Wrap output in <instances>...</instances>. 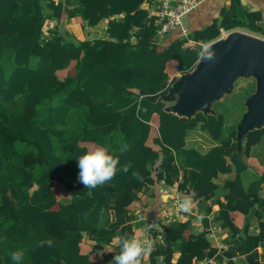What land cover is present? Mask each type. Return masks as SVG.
<instances>
[{
	"label": "trees",
	"instance_id": "16d2710c",
	"mask_svg": "<svg viewBox=\"0 0 264 264\" xmlns=\"http://www.w3.org/2000/svg\"><path fill=\"white\" fill-rule=\"evenodd\" d=\"M142 2L0 0V264H13L11 253L18 249L25 253L22 264H57L59 260L97 264L80 251L83 241L91 242V251L101 252L104 264H109L120 250L117 238L134 235L127 206L141 188H154L151 172L155 171L156 183L162 178L171 185L179 169L183 180L177 188L185 194L194 191L205 226L211 211L207 201L222 191L224 201H217L214 219L230 234L228 248L215 254L216 264L223 258L225 264H250L258 259L257 247L264 244V196L258 194L264 171L245 189L242 175L247 164L234 152L235 124L244 95L238 96V103L233 101L237 96L225 98L220 103L224 109L217 104L222 114L207 118L196 114L186 120L164 111L163 102L156 99L167 92L172 80L166 63L176 59L180 73L190 70L201 46L183 48V41L176 40L158 51ZM228 2L218 19L194 32V41L207 43L220 35V29L245 28L264 35L256 14L248 13L240 0ZM62 14L79 16L87 27L108 19L106 37L77 41L56 26L46 30L47 19ZM61 70L66 71L63 76L57 74ZM155 113L159 117L158 137L153 140L157 149L146 142ZM198 123L216 142L204 153L185 147L188 130ZM263 135L261 128L244 136V157ZM85 141L119 155L120 165L130 163L131 168L118 171L103 185L85 189L78 179V159L87 152L80 142ZM123 145L128 150L120 154ZM232 171L222 185L214 181L219 173ZM56 181L66 189L75 184L80 189L58 199L53 189ZM234 211L246 217L242 228L230 217ZM252 214L260 219L256 234L248 232L247 216ZM189 224L175 220L159 225L151 235L154 248L148 263L204 261L210 247L208 230L184 237ZM237 256H245L246 263L235 260Z\"/></svg>",
	"mask_w": 264,
	"mask_h": 264
},
{
	"label": "crops",
	"instance_id": "0c3cea01",
	"mask_svg": "<svg viewBox=\"0 0 264 264\" xmlns=\"http://www.w3.org/2000/svg\"><path fill=\"white\" fill-rule=\"evenodd\" d=\"M54 1L58 2V1H63V0H54ZM240 3L243 6V8L246 9L248 13L256 14L255 16L257 17V22L259 24L264 25V0H240ZM224 6L225 7L229 6L228 0H205L201 2L195 9L190 11L183 18V26L187 29V35L186 36L181 35L179 29L172 30L170 33H168L164 38H162L157 43L158 51L162 50L163 47H166L173 41L182 40L183 48L193 49L198 46L199 47L201 46V54H200V57H201L203 50L205 48V45L209 43L210 41L207 43H202L201 41H194L192 39L193 34L195 31L202 30L212 20L218 19L220 15V11ZM45 13H47V10L45 11ZM107 20L108 19H102L95 26L87 27L86 25H84L83 21L81 20L79 16L67 18L66 14H62L61 17L58 19H52V18L47 19V24L45 28L47 30V29H52L54 26H56L59 29V31H63L64 34H67L72 39H75L77 41L83 40V39L90 40L94 38H105L106 37L105 28H106ZM76 30L78 31L77 33L75 32ZM82 31H84L83 33L91 31V34L86 35V34L80 33ZM220 31L221 33H223L225 30L220 29ZM45 34L47 35V32H45ZM77 34H79V36H77ZM200 57L198 59H200ZM198 59L196 60V62L198 61ZM71 64H73V62ZM165 70L169 76V81L172 79L170 83L176 77H178L181 73H183V72L180 73L178 71V62L176 59H170L166 63ZM61 71H58L57 74L60 76H63L66 71L64 70V73H61ZM253 90H254V79L253 78L251 77L250 78H238L234 83V88L232 92L230 94L224 95L220 100L215 101L213 103L212 109L214 110V115L205 116L201 112H197L196 114H202L205 118L209 116H216L218 112L222 114L221 110L217 107V104H220L225 98L233 95L235 91H239L240 95L242 94L244 95L241 100L242 105H243L244 98L246 97V95L251 93ZM156 100L163 102L164 104L163 108L167 106L168 104L167 102L163 101L160 98V96H158ZM244 110L245 108L243 105L240 111L241 117H242ZM194 116H192L191 118H193ZM186 120H189V119H186ZM239 120L236 122V124L239 122ZM149 123H150L151 129H150V133H149V136L146 142L151 147L157 149L158 146L154 144L153 142V140L158 137L157 126L159 124V117L156 113L151 116ZM224 125H226V123ZM200 126L201 124L198 123L194 128L188 130L187 136L185 139V147L187 149H195L196 151L200 153H204L208 149H210L212 146H214L216 142L212 140L209 134L206 131L202 130ZM243 139L244 137L241 140L239 151L236 150L235 148L234 152H236L243 159V161L247 164L246 170L244 171L242 175V184L245 189H250L252 186V182L264 171V135L260 141V144L257 145L258 147L253 146L250 150V155L247 157H244L243 155V144H242ZM235 144H236V139H235ZM80 145L85 146L87 148V152L99 147L98 145L90 141L80 142ZM232 176H233V171L230 173H219L217 177L214 179V181L218 183L219 185H222V183L226 179L231 178ZM151 177L154 179V188H152V186L150 188L148 186L141 188L137 192V199L132 201L127 206V217H128V221L132 225V230H133L134 235L143 232V230L148 224L155 225V227H153L152 230L147 233V238L150 240H152L151 235L154 232V230H156L159 225H162L160 219L157 217V212L159 211V205L161 203V198L163 199V196H159L160 189L165 184L162 178L159 180L158 183L155 182L156 180L155 171L151 172ZM182 180H183V170L179 169V174H178L177 179L174 180L173 184L171 185L166 184V187L176 195H180V194L185 195L184 192L179 191L177 188L178 183L181 182ZM53 189L55 191L56 197L58 199H61V198L70 197L71 194H75L80 189V185L75 184L71 186L69 189H66L63 184L56 181ZM153 189L157 191V195H154ZM258 194L261 196H264V184H260L259 189H258ZM217 201H221V202L224 201L221 190L216 191L212 199H209L207 201V203L211 206V211L205 217L206 226L203 221L204 218L200 216L197 212L196 201L194 202V206L192 208L191 213H184L183 216L178 219L180 221H189L190 223L188 229L183 234L184 237H186L189 233L199 232L203 228H206L208 230L207 239L210 243V247L206 252V256H207L206 259L202 262H199L198 264H203V263L216 264L215 254L220 255L221 253H223L224 250L228 248V245H229L230 230L227 227L222 226V224L219 221H216L214 219V216L217 213V210L219 209V205L217 204ZM230 217L232 218L233 223L239 228H242L244 222H246V217H244V215L238 211L231 212ZM261 220L264 221V217ZM259 221L260 219L256 215L252 214V215L247 216L249 233L256 234L257 232H259L260 230V227L258 224ZM211 233L215 235V238L213 235H211ZM90 243L91 242H84V241L81 242L80 251L82 253L89 254L90 257L97 262V264H104L103 260L101 259V255H100L101 252L91 251ZM43 244L47 246L45 242ZM109 249L110 248L107 247V249L105 248V251ZM257 251H258V259L256 261L250 262V264L264 263V244L263 243H261L257 247ZM177 255H178L177 252L173 254V261H175ZM234 259L242 263H246L245 256H237ZM225 260L226 259L223 258L221 264H225ZM157 263H160V258H158ZM57 264H65V263L62 260H59ZM142 264H149L148 255L142 257Z\"/></svg>",
	"mask_w": 264,
	"mask_h": 264
},
{
	"label": "water",
	"instance_id": "95a60500",
	"mask_svg": "<svg viewBox=\"0 0 264 264\" xmlns=\"http://www.w3.org/2000/svg\"><path fill=\"white\" fill-rule=\"evenodd\" d=\"M253 78L254 90L243 101L244 112L235 126L236 150L250 131L264 128V38L232 29L210 41L193 67L181 73L160 98L163 109L190 119L197 112L214 115L212 105L230 94L238 78Z\"/></svg>",
	"mask_w": 264,
	"mask_h": 264
},
{
	"label": "clouds",
	"instance_id": "9594fccd",
	"mask_svg": "<svg viewBox=\"0 0 264 264\" xmlns=\"http://www.w3.org/2000/svg\"><path fill=\"white\" fill-rule=\"evenodd\" d=\"M128 150L127 145L119 149L123 154ZM78 179L84 185L85 189H94L114 179L118 171L127 172L131 164L120 165L119 155L110 153L105 147H97L88 151L78 159ZM137 178L138 174L134 173ZM195 195L193 190L181 197L179 208L184 213H191L194 206ZM155 227L148 224L143 232L133 236L123 235L117 238V247L119 253L113 255L109 264H142V257L150 255L154 248V241L147 238V233ZM49 247L52 246V240L46 241ZM25 253L23 249L15 250L11 253L13 264H22Z\"/></svg>",
	"mask_w": 264,
	"mask_h": 264
},
{
	"label": "built area",
	"instance_id": "2783aa9c",
	"mask_svg": "<svg viewBox=\"0 0 264 264\" xmlns=\"http://www.w3.org/2000/svg\"><path fill=\"white\" fill-rule=\"evenodd\" d=\"M203 1L205 0H143L141 7L146 12V24L154 28V42L158 43L174 29H179L181 35L186 36L183 18ZM162 192L167 194V191ZM180 198V195L170 197L171 204L167 200L162 201L159 209L162 211V218L158 216L162 224L178 220L183 212L179 208Z\"/></svg>",
	"mask_w": 264,
	"mask_h": 264
},
{
	"label": "rangeland",
	"instance_id": "374dc122",
	"mask_svg": "<svg viewBox=\"0 0 264 264\" xmlns=\"http://www.w3.org/2000/svg\"><path fill=\"white\" fill-rule=\"evenodd\" d=\"M47 23V22H46ZM49 23V22H48ZM235 29V28H234ZM88 30V29H87ZM236 30H241V31H243V32H246V33H248V34H251V35H255V36H258V37H261V38H264V35H260V34H258V33H256V32H252V31H249V30H247V29H245V28H237ZM230 30H228V31H225V32H229ZM76 33L78 32L77 30L75 31ZM84 31H82V32H80V33H83ZM83 34H86V35H90L91 34V31H88V32H85V33H83ZM222 33H220V35H221ZM219 35V36H220ZM77 36H79V34H77ZM218 36V37H219ZM61 73H64V70L63 71H61ZM241 92V91H240ZM233 96L234 97H236L237 96V99H235V100H233V101H237V103L240 101V99H239V97L238 96H240V94H237V92H236V94H233ZM234 97H233V99H234ZM227 99H229L228 97H227ZM226 99V100H227ZM225 100V101H226ZM225 101H223V102H225ZM221 106H222V108H223V104H220ZM218 107V106H217ZM224 109V108H223ZM167 191V194H165V193H163L162 191ZM159 196H163V199L161 198V203H160V205L162 204V201L163 200H167L168 202H169V204H171V202H172V200L170 199V197H172V196H177L176 194H174L173 192H171L167 187H166V184H164L163 186H162V188L160 189V194H159ZM181 199V198H180ZM183 214H184V212H182L181 213V215L179 216V218L180 217H182L183 216ZM161 215H162V211L160 210V211H158L157 212V217L158 216H160L161 217ZM162 218V217H161ZM178 218V219H179ZM211 235H213V233H211ZM214 236V238H215V235H213ZM217 238V237H216Z\"/></svg>",
	"mask_w": 264,
	"mask_h": 264
},
{
	"label": "bare ground",
	"instance_id": "6f19581e",
	"mask_svg": "<svg viewBox=\"0 0 264 264\" xmlns=\"http://www.w3.org/2000/svg\"><path fill=\"white\" fill-rule=\"evenodd\" d=\"M227 33H228V32H225V31H224L219 37L221 38V37L225 36ZM207 44H208V43H207ZM207 44H206V45H207ZM206 45H205V46H206Z\"/></svg>",
	"mask_w": 264,
	"mask_h": 264
}]
</instances>
